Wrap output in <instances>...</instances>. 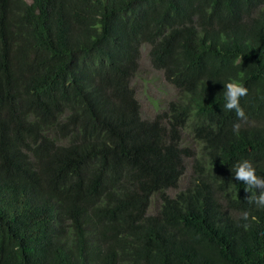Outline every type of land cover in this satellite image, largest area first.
Instances as JSON below:
<instances>
[{
	"label": "trees",
	"instance_id": "trees-1",
	"mask_svg": "<svg viewBox=\"0 0 264 264\" xmlns=\"http://www.w3.org/2000/svg\"><path fill=\"white\" fill-rule=\"evenodd\" d=\"M141 45L175 91L152 120ZM243 160L264 178V0H0V264H264Z\"/></svg>",
	"mask_w": 264,
	"mask_h": 264
},
{
	"label": "rangeland",
	"instance_id": "rangeland-1",
	"mask_svg": "<svg viewBox=\"0 0 264 264\" xmlns=\"http://www.w3.org/2000/svg\"><path fill=\"white\" fill-rule=\"evenodd\" d=\"M28 2V0H26ZM148 47L141 45L138 48L137 68L130 79L129 86L133 91L134 99L136 100L139 108V116L141 119L152 120L155 115L164 111L166 104L175 96L174 89L168 85L159 71L153 70L147 57ZM180 137L183 146L189 147L195 152L194 144L191 141L187 129L180 130ZM190 158H183V175L179 178L176 188L168 190L169 196L174 195L178 190L182 189L185 185L187 176L190 172ZM159 201L151 197L147 207V214H154L157 210Z\"/></svg>",
	"mask_w": 264,
	"mask_h": 264
},
{
	"label": "clouds",
	"instance_id": "clouds-1",
	"mask_svg": "<svg viewBox=\"0 0 264 264\" xmlns=\"http://www.w3.org/2000/svg\"><path fill=\"white\" fill-rule=\"evenodd\" d=\"M225 87L224 108L236 113L240 123H235L233 125V131L238 134L242 124L246 123L248 119L243 108L240 106V98L246 96L248 90L246 87L236 82H230ZM234 173V178L239 182H243V184L247 186V193L251 191L256 193V190H259V195H250L247 200L249 203H254L259 208L264 209V178L256 175L255 168L251 161L243 160L237 162L234 165ZM241 218L245 221L249 220V213L244 212ZM244 227L247 228L248 225L245 224Z\"/></svg>",
	"mask_w": 264,
	"mask_h": 264
}]
</instances>
